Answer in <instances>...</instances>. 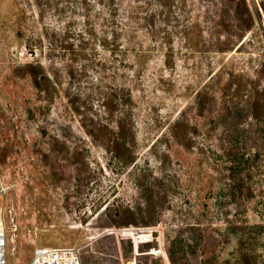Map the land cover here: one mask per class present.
Returning a JSON list of instances; mask_svg holds the SVG:
<instances>
[{
    "label": "rangeland",
    "instance_id": "1",
    "mask_svg": "<svg viewBox=\"0 0 264 264\" xmlns=\"http://www.w3.org/2000/svg\"><path fill=\"white\" fill-rule=\"evenodd\" d=\"M245 4L250 29L233 0H0L10 264L58 246L82 264H264V14ZM124 107L126 167L107 150Z\"/></svg>",
    "mask_w": 264,
    "mask_h": 264
},
{
    "label": "trees",
    "instance_id": "2",
    "mask_svg": "<svg viewBox=\"0 0 264 264\" xmlns=\"http://www.w3.org/2000/svg\"><path fill=\"white\" fill-rule=\"evenodd\" d=\"M233 1L236 2L238 6L242 4L244 7H246V22H247L246 28L250 29L254 23V16L249 6L245 4L246 0H233ZM260 5H261L262 12L264 14V0H260ZM34 76L38 78V76L35 73H34ZM116 125H117L118 132L116 133L117 139L116 141H114L115 145H113V148L112 146L107 147V150L112 152V157L119 164H121L124 167L130 166L135 163L137 158L135 155L136 153L132 151L131 149L132 147H130V143L127 140V136L133 131L134 125L132 123V118L128 114L127 109L125 107L121 109V117L119 118V120H117ZM130 224L138 225V223H136L135 221H131V220L123 223V225H130ZM143 224L147 226H151L154 223L151 221H144Z\"/></svg>",
    "mask_w": 264,
    "mask_h": 264
},
{
    "label": "built area",
    "instance_id": "3",
    "mask_svg": "<svg viewBox=\"0 0 264 264\" xmlns=\"http://www.w3.org/2000/svg\"><path fill=\"white\" fill-rule=\"evenodd\" d=\"M8 246V236L0 229V264H10ZM29 264H82V259L77 247H46L37 249Z\"/></svg>",
    "mask_w": 264,
    "mask_h": 264
}]
</instances>
